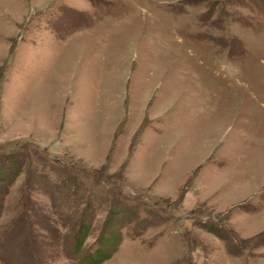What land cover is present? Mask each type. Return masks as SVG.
<instances>
[{
	"label": "rangeland",
	"instance_id": "rangeland-1",
	"mask_svg": "<svg viewBox=\"0 0 264 264\" xmlns=\"http://www.w3.org/2000/svg\"><path fill=\"white\" fill-rule=\"evenodd\" d=\"M0 172V264H264V0H0Z\"/></svg>",
	"mask_w": 264,
	"mask_h": 264
},
{
	"label": "trees",
	"instance_id": "trees-1",
	"mask_svg": "<svg viewBox=\"0 0 264 264\" xmlns=\"http://www.w3.org/2000/svg\"><path fill=\"white\" fill-rule=\"evenodd\" d=\"M0 174H1V172H0ZM79 245H81V242H79Z\"/></svg>",
	"mask_w": 264,
	"mask_h": 264
}]
</instances>
